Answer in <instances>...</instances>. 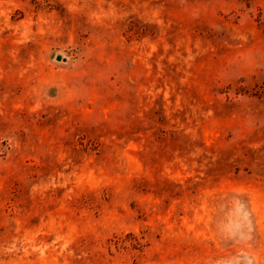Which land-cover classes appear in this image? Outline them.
Masks as SVG:
<instances>
[{"label": "rangeland", "instance_id": "1", "mask_svg": "<svg viewBox=\"0 0 264 264\" xmlns=\"http://www.w3.org/2000/svg\"><path fill=\"white\" fill-rule=\"evenodd\" d=\"M0 264H264V0H0Z\"/></svg>", "mask_w": 264, "mask_h": 264}, {"label": "water", "instance_id": "2", "mask_svg": "<svg viewBox=\"0 0 264 264\" xmlns=\"http://www.w3.org/2000/svg\"><path fill=\"white\" fill-rule=\"evenodd\" d=\"M58 60H61V57H58Z\"/></svg>", "mask_w": 264, "mask_h": 264}]
</instances>
